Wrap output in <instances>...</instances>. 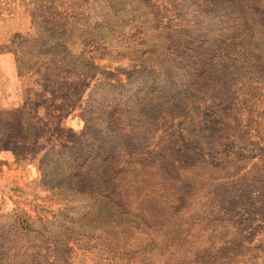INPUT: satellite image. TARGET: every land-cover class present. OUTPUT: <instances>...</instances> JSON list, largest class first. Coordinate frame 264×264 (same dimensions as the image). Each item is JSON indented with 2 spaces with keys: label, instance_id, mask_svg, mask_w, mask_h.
Masks as SVG:
<instances>
[{
  "label": "rangeland",
  "instance_id": "1",
  "mask_svg": "<svg viewBox=\"0 0 264 264\" xmlns=\"http://www.w3.org/2000/svg\"><path fill=\"white\" fill-rule=\"evenodd\" d=\"M196 2L0 0L2 263L264 264V163L229 161L264 148V82L201 98L194 135L151 103L183 78L160 45ZM38 5L68 24L38 28Z\"/></svg>",
  "mask_w": 264,
  "mask_h": 264
},
{
  "label": "trees",
  "instance_id": "2",
  "mask_svg": "<svg viewBox=\"0 0 264 264\" xmlns=\"http://www.w3.org/2000/svg\"><path fill=\"white\" fill-rule=\"evenodd\" d=\"M46 1L42 0V3ZM42 7L45 6L37 7L38 10L42 9L41 19L36 20L38 28L44 27L46 22L51 23L52 26L57 25L58 22L60 25L54 30L61 32L68 24L66 19L62 20V14L54 18L53 6L51 8L49 6L52 18H47ZM49 33L46 35H50ZM263 38L264 0H197L188 28L167 33L166 44L160 45V52L162 48L164 50L160 56L162 59L160 68L163 69L164 74L174 72L181 74L183 78L172 89H167L165 92L161 87H154L152 106L160 110V113L168 110L174 117L188 120L192 127L190 134L194 135L197 132L195 127H198L196 120L200 110L197 103L201 98L227 92L231 86L243 79L247 80L246 82H264ZM60 49V55L72 65L71 61H76V56L70 54L64 45ZM163 60L168 62V65L164 64V68ZM81 62H75L69 67L75 68L79 64L82 65ZM88 66L87 63L86 67ZM160 68L154 66L155 76L159 75ZM214 115L221 120L218 126L221 125L222 128L230 130L231 118L226 112L219 114L215 110ZM238 133L243 134L244 129L238 127ZM191 143H195L192 157L198 160L196 163L204 166L211 165L205 155L196 150L198 141L193 140ZM251 144L256 146V142ZM257 149L261 152L251 155L247 154L246 148L240 149L229 161H244L260 157L264 163V148ZM16 231L17 241H21L22 237L29 239L33 236L30 234L35 233V230L21 227L19 224ZM3 240L5 239L2 231L0 242ZM2 248L3 244H0V249ZM37 255L36 253L28 256L34 258ZM0 264L5 263L0 261Z\"/></svg>",
  "mask_w": 264,
  "mask_h": 264
}]
</instances>
